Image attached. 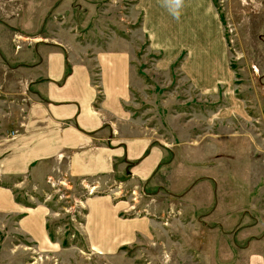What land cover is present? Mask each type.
I'll list each match as a JSON object with an SVG mask.
<instances>
[{
  "label": "rangeland",
  "instance_id": "rangeland-1",
  "mask_svg": "<svg viewBox=\"0 0 264 264\" xmlns=\"http://www.w3.org/2000/svg\"><path fill=\"white\" fill-rule=\"evenodd\" d=\"M213 3L231 88L208 95L182 71L184 52L156 66L161 55L149 50L140 18L130 20V0H0V76L8 61L26 58L23 50L37 58L40 48L74 38L93 56L125 39L136 80L126 108L164 155L143 185L125 175L110 182L50 175L55 181L36 194L50 212L47 245L0 228V264H242L243 247L255 239L264 245V0ZM5 106L0 90V111ZM25 187L12 184L22 203ZM92 196L121 202V216L145 221L146 231L110 250L95 248L82 227Z\"/></svg>",
  "mask_w": 264,
  "mask_h": 264
},
{
  "label": "crops",
  "instance_id": "crops-1",
  "mask_svg": "<svg viewBox=\"0 0 264 264\" xmlns=\"http://www.w3.org/2000/svg\"><path fill=\"white\" fill-rule=\"evenodd\" d=\"M130 2V20L140 18L149 50L161 55L157 67H168L184 52L182 71L201 94L230 90L227 47L213 0H179L178 8L177 0ZM114 40L116 45L94 50L93 56L73 38L40 48L37 58L23 50L26 58L6 64L0 76L6 95V110L0 111V228L47 245L50 212L36 194L42 195L39 187L52 174L67 182H110L125 175L142 185L157 175L164 156L160 142L126 108L136 83L131 48L125 39ZM12 184L26 186L24 203L16 200ZM86 200L84 239L99 250L147 229L145 221L121 216V202L107 196ZM240 255L242 264H264L263 240H253Z\"/></svg>",
  "mask_w": 264,
  "mask_h": 264
},
{
  "label": "built area",
  "instance_id": "built-area-1",
  "mask_svg": "<svg viewBox=\"0 0 264 264\" xmlns=\"http://www.w3.org/2000/svg\"><path fill=\"white\" fill-rule=\"evenodd\" d=\"M52 177L51 176H48L47 177V181L49 182V180L51 179ZM53 179V178H52ZM54 180V179H53ZM55 181V180H54ZM61 182H64V181H60L59 183H61ZM52 184H53V182H51Z\"/></svg>",
  "mask_w": 264,
  "mask_h": 264
},
{
  "label": "clouds",
  "instance_id": "clouds-1",
  "mask_svg": "<svg viewBox=\"0 0 264 264\" xmlns=\"http://www.w3.org/2000/svg\"><path fill=\"white\" fill-rule=\"evenodd\" d=\"M179 7V0H177V8ZM176 15H178V13H175Z\"/></svg>",
  "mask_w": 264,
  "mask_h": 264
}]
</instances>
